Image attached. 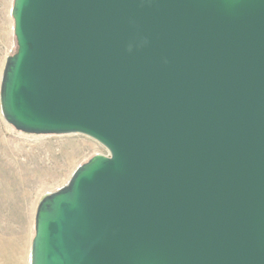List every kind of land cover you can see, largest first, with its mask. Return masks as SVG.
Wrapping results in <instances>:
<instances>
[{"label":"water","instance_id":"obj_1","mask_svg":"<svg viewBox=\"0 0 264 264\" xmlns=\"http://www.w3.org/2000/svg\"><path fill=\"white\" fill-rule=\"evenodd\" d=\"M0 113L81 134L29 264H264V0H13Z\"/></svg>","mask_w":264,"mask_h":264},{"label":"rangeland","instance_id":"obj_2","mask_svg":"<svg viewBox=\"0 0 264 264\" xmlns=\"http://www.w3.org/2000/svg\"><path fill=\"white\" fill-rule=\"evenodd\" d=\"M12 2L0 0V77L6 57L16 49ZM107 153L81 134L16 131L0 113V264H29L34 214L41 196L66 184L76 167L91 156Z\"/></svg>","mask_w":264,"mask_h":264}]
</instances>
